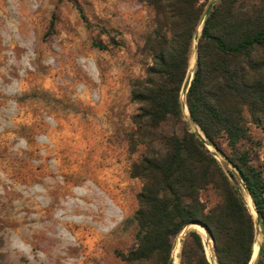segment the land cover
Wrapping results in <instances>:
<instances>
[{
    "label": "rangeland",
    "instance_id": "1",
    "mask_svg": "<svg viewBox=\"0 0 264 264\" xmlns=\"http://www.w3.org/2000/svg\"><path fill=\"white\" fill-rule=\"evenodd\" d=\"M217 1L202 0L204 11ZM154 20L140 0H0V264H140L123 259L137 248L143 183L132 167L147 153L131 92L152 63L143 49ZM250 129L245 147L264 176V117ZM210 151L235 172L248 205L235 167ZM223 151L230 156L226 145ZM202 200L209 208L219 201L212 189ZM191 230L202 237L209 264H218L199 225L177 237L174 264ZM262 243L257 231L254 256Z\"/></svg>",
    "mask_w": 264,
    "mask_h": 264
},
{
    "label": "trees",
    "instance_id": "2",
    "mask_svg": "<svg viewBox=\"0 0 264 264\" xmlns=\"http://www.w3.org/2000/svg\"><path fill=\"white\" fill-rule=\"evenodd\" d=\"M140 2L155 12V28L143 49L152 63L131 92L132 102L139 106L136 135L147 153L132 167V176L143 183L134 215L137 248L123 259L174 264L177 237L197 223L213 240L218 264H250L259 231L263 243L256 264H264V176L245 147L251 141L250 123L260 125L264 117V0L258 5L218 0L206 13L202 0ZM203 20L190 80V52ZM93 47L107 49L100 42H93ZM185 106L205 139L190 128ZM211 145L238 172L252 198L256 221L233 182L235 172L223 169ZM210 189L219 199L211 208L202 200ZM186 238L181 264H209L200 234L187 231Z\"/></svg>",
    "mask_w": 264,
    "mask_h": 264
},
{
    "label": "water",
    "instance_id": "3",
    "mask_svg": "<svg viewBox=\"0 0 264 264\" xmlns=\"http://www.w3.org/2000/svg\"><path fill=\"white\" fill-rule=\"evenodd\" d=\"M204 13H206V11H204ZM203 23H204V20H203V22L201 23V25H200L199 28H198V31H199V32L202 31V25H203ZM192 79H193V75L191 76L190 80H192ZM184 112H186V114L188 115L189 123H190L191 127L196 128L195 124L190 120V114H189V111H188L187 106H185V108H184ZM199 133H200V135H202V137L205 139V136L203 135V133H202V131H201L200 129H199ZM210 147L213 148V150H214L216 153L220 154V151H219L215 146L211 145ZM210 147H209V149H210ZM250 197H251V196H250ZM253 205H254V204H253ZM254 211H255V214H256V216H257V213H256V210H255V207H254ZM198 225H199V224H197V223H193V224H191L189 227H195V226H198ZM199 226H200V225H199ZM201 227H202V226H201ZM202 228H204V227H202ZM204 229H205V231L208 233L207 229H206V228H204ZM259 250H260V248H259ZM258 255H259V252H258ZM258 255H257V257H256L255 260H258ZM252 261H253V255H252L251 262H252ZM251 262H250V264H251Z\"/></svg>",
    "mask_w": 264,
    "mask_h": 264
},
{
    "label": "bare ground",
    "instance_id": "4",
    "mask_svg": "<svg viewBox=\"0 0 264 264\" xmlns=\"http://www.w3.org/2000/svg\"><path fill=\"white\" fill-rule=\"evenodd\" d=\"M198 130H199V129H198ZM210 149L212 150L213 148L210 147ZM248 205H253V201H252V198L250 197V195H249V197H248ZM254 214H255V211H254ZM199 229H200V230H203V228L200 227V226H199ZM204 230H205V229H204ZM254 246H255V245H254ZM255 252H256V255L254 256V250H253V256H254V257H253V260L256 259L257 255H258V252H259V247H258V246H257V251L255 250Z\"/></svg>",
    "mask_w": 264,
    "mask_h": 264
}]
</instances>
